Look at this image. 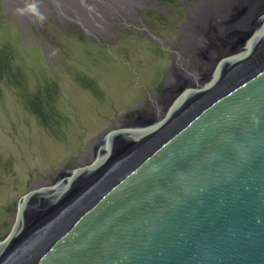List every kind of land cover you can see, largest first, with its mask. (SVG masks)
<instances>
[{"label": "water", "instance_id": "1", "mask_svg": "<svg viewBox=\"0 0 264 264\" xmlns=\"http://www.w3.org/2000/svg\"><path fill=\"white\" fill-rule=\"evenodd\" d=\"M234 13L208 71L15 200L0 264H264V0Z\"/></svg>", "mask_w": 264, "mask_h": 264}, {"label": "rangeland", "instance_id": "2", "mask_svg": "<svg viewBox=\"0 0 264 264\" xmlns=\"http://www.w3.org/2000/svg\"><path fill=\"white\" fill-rule=\"evenodd\" d=\"M16 1L0 0V237L22 193L87 164L122 114H149L151 97L163 100L186 5L197 2L145 0L133 19L99 33L84 26L102 15L84 0H42L43 23L19 15Z\"/></svg>", "mask_w": 264, "mask_h": 264}, {"label": "bare ground", "instance_id": "3", "mask_svg": "<svg viewBox=\"0 0 264 264\" xmlns=\"http://www.w3.org/2000/svg\"><path fill=\"white\" fill-rule=\"evenodd\" d=\"M84 1L90 3L102 14L100 16H94L96 21H94L92 25H90L88 21L84 26L88 30L95 32H100V28L103 27V31L106 32L107 23L111 22L112 19L114 20L119 17L126 21L127 18H134L135 12L140 9V7L144 6L145 0ZM241 2L242 0H197L194 5H186L188 12L180 29V38L179 41L173 45L171 52L173 69L176 71L170 73L166 78V80L168 79L167 84L169 85L168 94L166 96H171L173 94L171 92L177 89L179 81L182 79V74H190L192 77L199 75L201 71L209 70V62L206 60L202 61V52L208 55V60L211 61L220 53L216 45H221L223 41L225 46L231 45L232 40H235V38L244 31L247 20L245 18L238 19L234 13L241 8ZM22 5L23 4H18V7ZM103 8L106 10L101 11ZM117 13H123L125 17H120ZM82 21L84 23L85 20ZM214 39L216 42H214ZM196 78L197 77L193 78L195 82H197ZM166 100H168L167 97L160 101L158 106L163 104ZM156 101V98L151 97L148 106L152 107L153 102L156 103ZM144 150L145 148H141L140 153ZM135 156L136 155H133L131 160H133ZM19 252L20 251L17 250L9 257L13 260L11 264H19Z\"/></svg>", "mask_w": 264, "mask_h": 264}, {"label": "clouds", "instance_id": "4", "mask_svg": "<svg viewBox=\"0 0 264 264\" xmlns=\"http://www.w3.org/2000/svg\"><path fill=\"white\" fill-rule=\"evenodd\" d=\"M17 13L22 16H30L39 23H43L46 19V16L41 11L39 0H24L23 5L17 9ZM253 120H257V118L253 117Z\"/></svg>", "mask_w": 264, "mask_h": 264}, {"label": "flooded vegetation", "instance_id": "5", "mask_svg": "<svg viewBox=\"0 0 264 264\" xmlns=\"http://www.w3.org/2000/svg\"><path fill=\"white\" fill-rule=\"evenodd\" d=\"M22 2H23V1H21V0H17L16 3H15V2L13 3V5L18 9V8H19V7H18V4H23ZM39 3H40V5L42 6L43 10L46 12V9L44 8V4H43L42 0H39ZM133 6H136V5H133ZM53 7H54V9L56 10V12L59 14V16L63 15V10H64V9H63V7L61 6V3L56 2L55 5H53ZM68 8H70V7H68ZM102 10L105 11L106 9L103 8V9H101V11H102ZM138 10H140V9H138ZM138 10H137V11H138ZM132 11H133V10H132ZM137 11H136V12H137ZM136 12H135V13H136ZM103 13H104V12H103ZM117 15L120 16V17H125L123 13H117ZM26 16H27V15H26ZM131 19H133V18H127L126 21H127V20L129 21V20H131ZM117 20H118V21H121V23H123V24L126 23L125 20H123V19H121V18H119V17L115 18L114 20L112 19L111 22H108V23H107V30H106V32H107L108 30H110L111 27H113V24H114ZM68 21L71 22V21H73V20L71 19V20H68ZM100 30H101V31H100L99 33H104V32H105V31H103V27L100 28Z\"/></svg>", "mask_w": 264, "mask_h": 264}]
</instances>
